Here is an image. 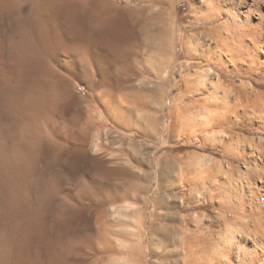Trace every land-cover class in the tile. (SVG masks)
I'll return each instance as SVG.
<instances>
[{
  "label": "rangeland",
  "instance_id": "374dc122",
  "mask_svg": "<svg viewBox=\"0 0 264 264\" xmlns=\"http://www.w3.org/2000/svg\"><path fill=\"white\" fill-rule=\"evenodd\" d=\"M170 1L159 48L128 32L126 0H0V264H264L253 224L221 206L254 169L226 154L229 135L245 139L233 152L264 144V113L242 96L264 94V77L224 65L204 78L223 20ZM224 97L230 128L213 121Z\"/></svg>",
  "mask_w": 264,
  "mask_h": 264
},
{
  "label": "bare ground",
  "instance_id": "6f19581e",
  "mask_svg": "<svg viewBox=\"0 0 264 264\" xmlns=\"http://www.w3.org/2000/svg\"><path fill=\"white\" fill-rule=\"evenodd\" d=\"M126 1H128L131 5L130 9L128 8V10H127L128 11V17L126 19V26H125L127 28L128 32L131 33L133 31H136L139 28V31L141 30L140 36L145 34V35H147V37H151L153 42H158V46L160 48L161 42L164 43L167 36L169 37V35H170L169 31H170V26H171V22H172L171 21V19H172L171 18V13H172L171 1L170 0H126ZM204 2L206 4H208V6L207 5L206 6H207L209 14L203 15L202 17L197 18L198 20H196V21H198L199 24H204L206 22L213 21L216 19L217 20L218 19L223 20V22L219 23V25H215L218 27L215 28L214 33H210V31H209V33L211 34L210 35V37L212 39L211 41L208 40V42H207L206 41L207 39L206 40L204 39L206 37L207 32H203V31H202V34L204 36L201 35L202 37L200 36V38H199V36H198L199 33H196V35H194L191 38V44L192 45H191L190 50H191V56L193 58L196 57L195 52L198 53V51H195L196 48H197V50H198V48H201V50H202V48H204V45H207L210 47V48L209 47L208 48L210 50L209 52H211L210 53L211 57H209V59L208 58L204 59L208 63V65L207 64L206 65L209 67V69L205 71V77L204 78L212 77V75L215 74V73H213V71L216 72V70H219V69L221 70V68L223 69V67L225 69L226 66H224V65L233 66V68H234L233 71H235L236 73H242V74L249 73V75H250L251 73L253 74V73H256L258 71L261 74V76L264 77V13H262V11L260 10V8H261L260 4L264 8V0H204ZM223 7H225L226 10L223 9ZM152 8H156L157 11L156 10L152 11ZM205 12H206V10H205ZM136 13L139 14V20L135 23V21L133 19H134V15ZM255 14L258 15L259 18L254 23L253 18L255 17ZM60 19H62V18H60ZM98 26H99V28L103 29V34L107 38H110V36L111 37L115 36V33L118 32V31H115L116 26H114L115 29L111 26H107V27H106V25L103 26L102 24H99ZM54 29H55V27H54ZM197 29H199V28H197ZM212 29H213V27H212ZM212 29H211V31H212ZM205 31H207V30L205 29ZM140 36H138L137 39ZM202 39H204L206 41V43H204V41H201ZM201 42L204 43L203 47H202ZM104 43H108V41H106ZM219 43H221L220 46H222V47L218 48V47L212 46L214 44L218 46ZM199 44H201V46H199ZM143 45H144V43H143ZM208 48H206V49H208ZM216 49H218V50L216 51ZM192 50L195 51V52H193V54H192ZM207 51L208 50H206V52ZM203 52L206 53L205 51H203ZM202 59L203 58H200V60H202ZM215 62H217V63H215ZM202 63H203V61H202ZM212 69H213V71H212ZM225 70L227 71V69H225ZM235 72H233V73H235ZM205 87L206 86L202 87L203 89L201 92L203 94H206L209 92V87H206V88ZM214 89L219 91L218 90L219 88L217 89L216 86H214L213 92L210 91L208 95H211V96H213L214 94L216 95L217 92H215ZM247 90H243L244 93L242 92V96H248V98H247L249 101L248 103H251L249 105H251L252 108H254L253 110H255L257 112L259 111V113L260 112L264 113V94H261L258 92L252 93V92L247 91ZM226 93H228V91ZM236 93H237V91H236ZM228 94H231V93H228ZM238 94H239V91H238ZM250 96H254V98H251ZM224 99H225V101L226 100L228 101V98L224 97ZM225 101L223 102V104H225L226 107L223 104H221L222 105L221 107L224 106L227 110H223V112L224 111H226V112L225 113L221 112V114H220L221 116L219 115L218 118L216 116H214L217 118V120L214 119L213 121H215L216 125L219 127L230 128L235 123L234 118L235 117L239 118V114L237 112L238 111L237 106L236 107L234 105L228 106L227 104H229V103L227 101L226 102ZM208 104H210V103H208ZM215 105H216V103H215ZM218 106H220V105H218ZM240 106L242 107V105H240ZM217 109H218V107H217ZM220 111H222V110L220 109ZM217 113L219 114L218 111H217ZM256 115L259 116L258 113ZM261 115H262V117H260V118L263 121L260 120V123H262L263 125L260 123H259V125L260 126L262 125L264 127V114H261ZM255 119H256V117H255ZM240 125H242V123ZM253 125H254V123H253ZM254 130H255V128H254ZM262 130L260 129V131H262ZM226 136H227V134H226ZM229 136L230 137L227 136L229 138V140L227 142L230 146L229 145H226L227 147L225 146L226 147V154H228V155L233 154V156L235 155L239 160H242V162L246 168H248V166L253 164L254 169L252 170L250 168V170L245 169L246 171L241 172V173L239 172L240 174L238 175V178L239 179L242 178V180L245 183V186H240L241 188L239 187V191L237 192L238 195L236 196V200L234 202H232L231 200L228 199L226 201H222L223 203L221 204V206H223L226 209H230L231 213L235 219H237V220L238 219L239 220L240 219L241 220L246 219L253 224V227H254L253 230L254 231L251 233L254 235L255 242L257 243V244H255V246H256L257 250L258 249L262 250V252H263L262 257H264V164H263L264 163V144L259 143V144L254 145L253 147H251V148H254V150L257 152H255L253 150L251 153L247 154L244 150L239 152L238 151L239 149L237 148V150H236L237 154H234V153H236V152H233L234 149L232 148L233 151L230 150L232 145L233 144H237V146H238V144L242 145V144H240V143H243L241 140H245V139H243V138L241 139L240 137H237V136L235 137L232 135H229ZM224 143H225V140H224ZM249 143H251V142H249ZM245 144H246V142H245ZM243 145H244V143H243ZM244 146H243V148H244ZM250 146H252V145L250 144ZM239 147H241V146H239ZM251 148H250V150H252ZM260 164H263V165H260ZM258 182L261 183V186H258ZM133 211H135V210H133ZM135 212L134 213L132 212V214L136 215L139 211L137 213H135ZM129 213H131V211ZM133 218H134V216H133ZM170 220L173 223H178V221L181 222L177 217H173V216L169 217V221ZM133 221L136 222L137 219L133 220ZM248 227L249 226H247V230H248ZM250 231H249V234H251ZM3 235H5V233L0 234L1 242L3 239ZM185 258L186 257L184 255L183 259H179V258L174 259L172 261V264H182L183 262L185 264H187V261ZM182 260H184V261H182Z\"/></svg>",
  "mask_w": 264,
  "mask_h": 264
}]
</instances>
